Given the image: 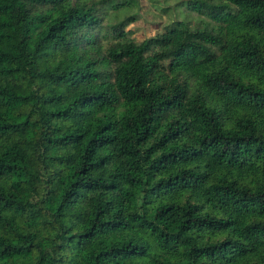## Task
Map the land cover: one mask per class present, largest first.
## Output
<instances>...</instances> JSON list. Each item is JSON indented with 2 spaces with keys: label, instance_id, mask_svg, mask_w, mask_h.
<instances>
[{
  "label": "trees",
  "instance_id": "16d2710c",
  "mask_svg": "<svg viewBox=\"0 0 264 264\" xmlns=\"http://www.w3.org/2000/svg\"><path fill=\"white\" fill-rule=\"evenodd\" d=\"M135 5L0 0V264H264V0Z\"/></svg>",
  "mask_w": 264,
  "mask_h": 264
},
{
  "label": "rangeland",
  "instance_id": "374dc122",
  "mask_svg": "<svg viewBox=\"0 0 264 264\" xmlns=\"http://www.w3.org/2000/svg\"><path fill=\"white\" fill-rule=\"evenodd\" d=\"M181 0H136L129 15L135 14L137 21L127 28L132 39L142 42L164 32L174 20H181L186 10L178 8ZM112 13V12H111ZM194 19V16H192ZM196 19V18H195ZM108 21V20H107Z\"/></svg>",
  "mask_w": 264,
  "mask_h": 264
}]
</instances>
